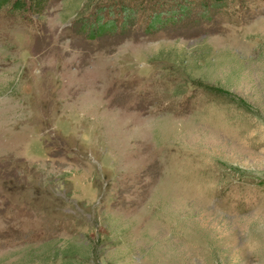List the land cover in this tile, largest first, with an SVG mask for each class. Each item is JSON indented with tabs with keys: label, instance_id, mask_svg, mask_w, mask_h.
Returning <instances> with one entry per match:
<instances>
[{
	"label": "rangeland",
	"instance_id": "1",
	"mask_svg": "<svg viewBox=\"0 0 264 264\" xmlns=\"http://www.w3.org/2000/svg\"><path fill=\"white\" fill-rule=\"evenodd\" d=\"M210 3L0 8V264H264V0Z\"/></svg>",
	"mask_w": 264,
	"mask_h": 264
},
{
	"label": "trees",
	"instance_id": "2",
	"mask_svg": "<svg viewBox=\"0 0 264 264\" xmlns=\"http://www.w3.org/2000/svg\"><path fill=\"white\" fill-rule=\"evenodd\" d=\"M46 0H0V8L9 5L11 11H23L24 9L30 10L32 13H37L42 4ZM224 0H211V5L213 7L220 6ZM204 8V6H203ZM205 9V8H204ZM188 12V4H175V8L172 10L154 13L149 17L147 23V29L151 31H157L169 26L170 24H175L180 22L186 16ZM121 22L119 28L123 29L127 23L128 17L130 15L129 11L125 8L120 9ZM101 17L95 16L92 24L88 26V37L95 38L103 35L104 33H112L115 27L112 21L101 22ZM57 253V252H55Z\"/></svg>",
	"mask_w": 264,
	"mask_h": 264
}]
</instances>
